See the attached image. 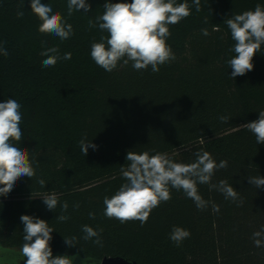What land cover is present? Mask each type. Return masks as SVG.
Instances as JSON below:
<instances>
[{
  "label": "trees",
  "instance_id": "16d2710c",
  "mask_svg": "<svg viewBox=\"0 0 264 264\" xmlns=\"http://www.w3.org/2000/svg\"><path fill=\"white\" fill-rule=\"evenodd\" d=\"M41 2L73 26L69 39L39 31L42 21L31 11V0H0V46L8 52L0 55V102L12 98L22 104L23 136L17 146L38 161L35 177L18 179L7 196H0V247L21 251L20 217L29 215L54 229L52 253L95 264L112 257L137 264H264V248L252 239L264 226V186L257 189L248 181L264 177V144L241 127L264 110V45L253 57V70L233 80L226 61L235 56L230 51L235 42L224 22L257 4L264 7V0H201L199 12L187 0L191 15L168 25L166 43L176 60L161 65L158 73L150 66L135 70L131 62L121 66L122 61L109 73L93 61L91 44L108 33L98 26L90 29L88 22L103 14L106 0H86L91 10H74L70 17L68 0ZM18 10L23 17H17ZM204 28L208 36L202 35ZM50 47H58L61 56L71 52L72 58L44 68L46 57L40 53ZM220 116L230 119L222 123ZM85 134L98 146L87 156L79 147ZM200 150L217 163L227 160L228 167L217 170L212 183L227 180L242 204L198 184L199 194L218 205V212L211 204L197 209L182 190L170 187L172 199L154 208L143 226L139 220L121 223L104 215V197L111 198L125 182L120 168L127 166L129 151L167 153L187 164ZM52 191L60 204L69 205L65 222L56 219L60 204L50 211L39 197ZM83 225L103 229V247L83 239ZM173 226L190 230V238L176 245L169 239ZM73 236L76 246L69 247L64 237Z\"/></svg>",
  "mask_w": 264,
  "mask_h": 264
},
{
  "label": "clouds",
  "instance_id": "9594fccd",
  "mask_svg": "<svg viewBox=\"0 0 264 264\" xmlns=\"http://www.w3.org/2000/svg\"><path fill=\"white\" fill-rule=\"evenodd\" d=\"M195 10H201V0H192ZM31 11L42 21L39 25L41 33H51L59 37L61 41L69 39L73 34V26L60 12L53 13L50 4L41 0H31ZM105 11L96 17L95 23L89 20V28L98 26L101 32H107V36H101L100 42L91 44V58L106 72H113L122 61L121 66L131 62L135 70H147L149 66L153 73L160 71V66L176 60L175 53L166 43L171 35L168 25L178 24L182 19L191 15V6L187 0L177 3V0H131V3H112L106 0L103 4ZM91 10V5L86 0H68L67 14L70 17L73 11ZM18 18L24 16V12L18 10ZM207 22V21H206ZM230 29L231 38L235 42L230 51L235 56L226 63L233 70L231 78L243 76L252 71L253 57L261 51L264 45V7L257 4L254 10H246L240 14H234L224 21ZM218 30V29H214ZM204 36L210 33L207 28L201 29ZM107 44V47H106ZM58 47L46 48L40 53L46 57L42 61L44 68L54 67L61 60H70L72 53L67 52L63 56L59 54ZM0 55L7 56V49L0 46ZM22 104L16 99L9 98L0 102V196H7L14 188L18 179L22 177L33 178L36 176L38 161L35 157L30 159L29 150L18 147L17 142L22 140L23 133L20 125L23 122ZM222 123H227L228 116H220ZM254 134L257 144H264V110L259 111L257 120L241 125ZM79 147L84 156L88 149H97V145L87 139V135L79 141ZM196 159L191 163L175 162L167 153L156 152L150 155L148 151L136 153L129 151L126 156L127 166H121L120 173L125 182L116 193L109 198L104 197V215L115 218L121 223L129 220H139L141 226L147 222L151 211L162 202L172 199L170 187L183 191L186 197L193 200L197 209L205 210L211 204L213 212L219 211V206L214 202L205 200L198 191V184H207L209 190H216L223 194L226 200L233 202L243 201L239 192L233 188L227 180L212 183V177L219 169L228 167L227 160L219 163L207 151H197ZM35 165V166H34ZM252 186L259 189L264 186V177H248ZM42 188L46 183L43 179H37ZM43 203L50 211H55L60 204L58 195L52 191L42 196ZM61 214L56 217L60 222L67 221L70 217L67 213L68 203L60 204ZM78 209V203L73 205ZM90 218H95V213H89ZM21 225L25 235L21 252L27 257L25 264H73L75 257L67 255L53 257L50 241L54 229L43 219L22 215ZM85 241L92 240L94 244L103 247L101 233L103 229L95 230L88 225L81 228ZM190 230L179 226H173L169 239L176 245L190 238ZM255 247L264 248V226L252 234ZM76 237H64V242L69 247L76 246ZM5 253L11 250L0 249ZM0 264H4V258H0Z\"/></svg>",
  "mask_w": 264,
  "mask_h": 264
},
{
  "label": "rangeland",
  "instance_id": "374dc122",
  "mask_svg": "<svg viewBox=\"0 0 264 264\" xmlns=\"http://www.w3.org/2000/svg\"><path fill=\"white\" fill-rule=\"evenodd\" d=\"M0 249H5L0 247ZM11 250V249H8ZM53 257L64 256L61 254L52 253ZM0 258H4V264H25L27 257H24L21 251L11 250L10 253H5L0 251ZM73 264H88L85 260H82L79 257H75Z\"/></svg>",
  "mask_w": 264,
  "mask_h": 264
},
{
  "label": "water",
  "instance_id": "95a60500",
  "mask_svg": "<svg viewBox=\"0 0 264 264\" xmlns=\"http://www.w3.org/2000/svg\"><path fill=\"white\" fill-rule=\"evenodd\" d=\"M71 257H77V256H71ZM79 258H81V257H79ZM81 259L88 262V264H95L94 261H92V260H87V259H83V258H81ZM97 264H137V263L134 261H130V260L123 258V257H112V258H105Z\"/></svg>",
  "mask_w": 264,
  "mask_h": 264
}]
</instances>
